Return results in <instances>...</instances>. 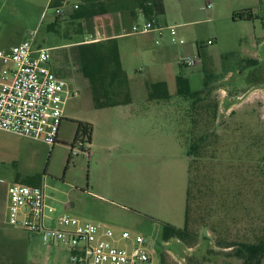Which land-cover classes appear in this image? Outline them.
Returning <instances> with one entry per match:
<instances>
[{
	"label": "rangeland",
	"instance_id": "374dc122",
	"mask_svg": "<svg viewBox=\"0 0 264 264\" xmlns=\"http://www.w3.org/2000/svg\"><path fill=\"white\" fill-rule=\"evenodd\" d=\"M244 9L259 18L235 20ZM72 11L63 7L51 31L57 15L50 0H0V46L36 32L38 45L51 48L52 70L79 91L66 102L54 146L0 130L5 264H71L63 246L7 223L9 187L36 183L45 185L58 214L143 234L152 264H247L244 244L264 245V0H167L158 23L177 26L194 45L187 55L198 56L200 46L192 99L177 95V45L169 39L156 45L150 34L119 37L129 84L108 93L120 103L132 99L126 107H97L73 51L88 25L72 20ZM159 47H166L161 61ZM165 76L172 101L147 104L139 82ZM80 121L93 126L90 157L74 142ZM187 210L186 239L164 241L163 223L184 228Z\"/></svg>",
	"mask_w": 264,
	"mask_h": 264
},
{
	"label": "built area",
	"instance_id": "2783aa9c",
	"mask_svg": "<svg viewBox=\"0 0 264 264\" xmlns=\"http://www.w3.org/2000/svg\"><path fill=\"white\" fill-rule=\"evenodd\" d=\"M50 8L61 15L63 7L73 10L80 0H60ZM208 7H212L209 3ZM94 32L81 43H95L109 38L133 34L156 33L159 44L170 36L174 43L186 41L177 36L175 25H162L151 20L134 23L120 33L107 31L115 24L114 13L95 18ZM213 41L209 40L208 44ZM51 48L37 43L36 32L11 47L0 46V130L43 141L54 146L64 119L66 102L79 94L77 88L60 78L51 68ZM186 69H200V57L186 55L181 60ZM88 155L87 142L79 140ZM72 152L78 154L75 145ZM10 204L8 222L12 227L39 233L46 245H61L70 253L71 264H152L148 240L140 232L113 227L101 222H83L70 214L56 216V207L49 201L45 185L13 184L8 189Z\"/></svg>",
	"mask_w": 264,
	"mask_h": 264
},
{
	"label": "trees",
	"instance_id": "16d2710c",
	"mask_svg": "<svg viewBox=\"0 0 264 264\" xmlns=\"http://www.w3.org/2000/svg\"><path fill=\"white\" fill-rule=\"evenodd\" d=\"M80 7L70 14L72 20L84 21L88 25L87 34L94 32V20L97 16L109 13L129 12L134 16L135 11L140 10L146 20L157 23L158 18L165 14L164 0H80ZM60 4L55 0L52 6ZM61 15H57L54 22L48 25V29L55 31ZM235 20H254L256 17L252 9H244L233 13ZM76 64L82 75L88 79L92 95L99 108L121 104L115 101L108 93L109 89L120 90L123 84H129V78L121 66L120 53L117 38H109L95 43H79L74 45ZM147 90L150 100H168L171 98L167 82L147 81ZM198 91L191 88L190 80L184 76H177V95L192 99ZM130 100L126 101L129 102ZM123 102V103H126ZM93 126L88 122H78L74 142L84 140L89 143L92 140ZM30 185H41L40 183ZM188 210L184 228H177L172 224L163 223L162 237L164 241L172 238L185 240L188 231ZM247 254V264H264V245L244 244Z\"/></svg>",
	"mask_w": 264,
	"mask_h": 264
},
{
	"label": "crops",
	"instance_id": "0c3cea01",
	"mask_svg": "<svg viewBox=\"0 0 264 264\" xmlns=\"http://www.w3.org/2000/svg\"><path fill=\"white\" fill-rule=\"evenodd\" d=\"M184 0H176V2L178 3V4H181L182 2H183ZM164 3H165V14H166V12H167V0H164ZM209 3H212V2H209ZM209 3H208V5H209ZM212 6H213V3H212ZM208 8H212V7H208ZM253 14H254V16L256 17V18H259V16L253 11ZM104 15H108V14H104ZM114 16H115V24H114V26L113 27H109L108 29H107V31H113V32H115V33H120V31H121V29L122 28H126V29H129L134 23H137V22H139L141 19H145V21H146V18L144 17V15H143V13L140 11V10H137V11H135V14H134V16H131L130 15V13L129 12H125V13H114ZM256 18L254 19V20H256ZM96 20V19H95ZM252 21V20H251ZM157 23H158V21H157ZM159 24V23H158ZM177 27V26H176ZM150 35H151V39L153 40V42H154V44H156V45H160V44H162V43H164L167 39H169L171 42H173L172 40H171V38H170V36H167L166 37V39L165 40H163L161 43H159V44H157L156 43V39H157V35H156V33H149ZM148 34V35H149ZM140 35H146V34H140ZM129 36V35H128ZM177 36H178V38H180V39H183L182 38V36H180V34H179V32H177ZM124 37V36H123ZM117 39L119 38V37H116ZM210 40H212V39H210ZM209 41V40H208ZM213 41V40H212ZM174 43V42H173ZM175 45H177V47H178V49H177V51H178V53L176 54V57H177V61H178V65H179V67H180V72L177 74L176 72H174L175 74H174V77H175V79H177V76H179V75H184V76H186L189 80H190V85H191V88L193 89V90H195L194 89V85L196 84V83H199V81H200V74L199 73H194V71L192 72L190 69H186V68H183L182 66H181V60H182V58L184 57V56H186L188 53H190V51L192 52H195V50H194V45L193 44H184V45H180V44H177V43H174ZM213 44V43H212ZM143 48V47H142ZM165 48L166 47H164V48H161V47H159L158 48V51H157V59L159 60V61H161L162 60V57H164V55H166L165 54ZM196 48L198 49V53H201V50H200V46H199V44L197 43L196 44ZM142 50V52H146V51H144V49H141ZM51 63H52V61H51ZM51 66H52V64H51ZM52 68V67H51ZM189 70V71H188ZM184 71H188L189 73H187V74H184ZM171 78H172V76H170ZM60 78H62V77H60ZM83 78H84V80H86V82H88L87 83V85H88V87L90 88V83H89V81H88V79L87 78H85L84 76H83ZM63 79H65V78H63ZM67 80V79H66ZM150 81V80H149ZM151 81H166L167 82V85H168V89H169V83H168V78L165 76L164 78H161V79H159V80H151ZM71 83H75L73 80L71 81ZM139 83H141V85H146V83H147V81H145V82H139ZM146 87H147V85H146ZM91 90V89H90ZM169 93H170V91H169ZM170 95H171V98L170 99H168L169 101L171 100L172 101V99H173V97H172V94L170 93ZM145 99H146V102H147V104H154V107H159V106H161V103L163 102V101H166V100H150L149 99V95H148V92H147V95H146V97H145ZM167 100V101H168ZM133 104V100L131 99L129 102H126V103H121V104H117V105H112V106H106V108L107 107H113V106H116V107H126V106H131ZM103 108H105V107H103ZM64 113H65V109H64ZM64 120V119H63ZM89 123V122H88ZM61 126H62V124H61ZM60 132H61V128H60ZM60 132H59V139H60ZM92 140H93V143H94V139H93V134H92ZM92 140H91V142H89L88 144H87V149H88V152H89V154H88V156L90 157L91 155H92V153H91V144H92ZM59 141V140H58ZM183 155H187V156H189L188 154H187V151L185 150L184 152H183ZM190 158V157H189ZM188 162H189V160H188ZM42 185V184H41ZM7 198H8V204H7V206H6V212L5 213H7V217H8V210H9V204H10V199H9V194H8V190H7ZM49 201H50V203L52 204V202H51V198H49ZM53 205V204H52ZM57 214V215H56ZM55 215L56 216H60V215H62V214H58V209L56 208V212H55ZM7 223L9 224V222L7 221ZM2 225H4V224H2V218H1V215H0V264H5V260H6V253H5V246H4V243H5V236H3L2 234H1V227H2ZM10 225V224H9ZM11 226V225H10ZM12 227V226H11ZM12 228H14V229H19V228H15V227H12Z\"/></svg>",
	"mask_w": 264,
	"mask_h": 264
}]
</instances>
